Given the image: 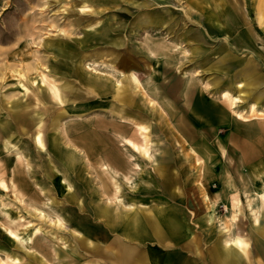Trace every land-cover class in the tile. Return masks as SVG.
Masks as SVG:
<instances>
[{"label": "rangeland", "instance_id": "obj_1", "mask_svg": "<svg viewBox=\"0 0 264 264\" xmlns=\"http://www.w3.org/2000/svg\"><path fill=\"white\" fill-rule=\"evenodd\" d=\"M198 5L190 0H0V127L8 129L6 131L10 134L14 132L16 136H20L25 145L31 146V153L37 156L39 152L34 133L38 124L44 129L41 131L44 142H48L45 139L51 134L53 123L58 125V121L63 128L69 126L71 120L103 118L112 121L115 117L118 118V112L124 113L122 107L131 109V113L124 114L139 125L133 123L134 128H128L124 132L138 142L139 149L134 151H142L140 147H146L148 151L150 145L153 154L151 157L155 162L162 151L153 142H157L156 145L163 149L164 146H169L168 151L173 152L170 155L175 156L176 166L180 168L178 172L183 178L182 181L180 179V184L183 183L184 188L173 199H169L170 205L174 204L176 209L168 211L176 217L180 226L183 224L187 227L186 234L176 233L178 238H175L166 233L167 237L171 240L174 238L179 243L166 244L161 251L166 255L167 251L168 254L173 253L174 249L176 252L188 253L189 245L184 247L183 240L186 236H194L200 238L205 255L208 254V247L216 242L223 245L225 240L240 238L245 243V249L252 251L254 264H264V179H257L255 188L261 193V211L259 205L253 203L257 199V192L253 191V195L246 194L245 197V172L232 169L230 165H227V174L234 189L213 199L212 220H209L206 209L204 212L205 206L199 200L193 201L192 194L196 189L191 186L194 182L190 177L198 174V170L190 163L191 155L196 154V148L192 146H201L210 158V165H206L209 173L211 167L213 170L216 168L212 155L220 144L222 134L214 126L199 128L194 125L179 103L182 100V88L188 78L189 83L192 82L191 89L202 85L198 78V67L202 66V61L199 60L198 48L194 46L197 36L193 34L195 29L204 25L203 14ZM148 13L160 19L147 21ZM184 30L192 32L189 37L190 50L185 53L180 48L181 42L186 39L184 35L189 34L184 33ZM59 47L74 55L61 53ZM127 57L134 60V64L128 68L121 67V59ZM88 81L95 84L98 92L95 96L88 95ZM97 86L103 89L99 91ZM118 90L122 93V98H128L126 102L115 97ZM53 91L59 94L58 98ZM89 101H94L95 105L89 107ZM170 102L175 109L171 108ZM23 109L28 112L25 117L22 116ZM38 111L41 115H38ZM17 117L20 118L19 121L16 120ZM26 118L31 123L36 119L38 123L31 127L29 125L28 128ZM186 123L191 130H181ZM79 130L74 134H79ZM60 137L66 138L62 130ZM109 137L108 134L107 138ZM8 138L2 136L1 145ZM10 140L19 146L18 139ZM127 155L131 167L123 173L130 174L139 184L143 171L141 162L137 156L142 169H134L129 153ZM27 157L29 160L32 156L27 154ZM145 157L148 156L141 159L149 169L150 163ZM15 161L16 180L21 174L17 163L21 162L31 182L35 184L34 175H30L28 170L33 169L34 162L26 166L23 164L26 162L24 159ZM10 166L5 156L0 161V180H7ZM109 173L120 180L119 176ZM47 178V181L42 182L47 186L45 196L39 195L35 188L21 193L11 188L5 190L0 186V264H119L112 257L109 259L99 246L88 244L87 239L81 237L86 233L79 231L80 235V228L74 226L69 219L71 215L76 217V212L68 208L71 206L67 205V196L48 186L50 177ZM207 178L213 194L216 192L218 177L210 173ZM120 181L124 186V189L120 188L121 192L128 195L126 191H134L127 188L125 181ZM174 182L179 180L175 179ZM15 183L18 187H13V182L12 187L19 189V183ZM143 184V192L136 193L150 195L154 201L165 191L161 186L152 187L151 181L144 180ZM203 187L207 190L206 186ZM114 195L115 192L107 197V201L129 209L117 204ZM184 196L185 202H190L189 204L183 205L181 202ZM247 196L254 199L248 203ZM26 199H30L26 202V207L33 213L25 207ZM126 201H132L130 196H126ZM84 202L86 210L92 208L89 198H84ZM49 206L50 211L46 209ZM60 207H66L67 210L55 211ZM39 209L43 215L39 214ZM86 214L92 213L87 211ZM255 216L258 218L257 223ZM10 232L18 237L11 236ZM196 244H193L196 246L192 248L194 251L199 248V244ZM132 245L136 247L135 251L151 247L148 242H134ZM179 247H184L183 252L180 251L181 248L178 250ZM117 249L123 251V245H117ZM164 258L166 257L163 256ZM207 261L206 256V261L204 258L199 264Z\"/></svg>", "mask_w": 264, "mask_h": 264}, {"label": "crops", "instance_id": "obj_2", "mask_svg": "<svg viewBox=\"0 0 264 264\" xmlns=\"http://www.w3.org/2000/svg\"><path fill=\"white\" fill-rule=\"evenodd\" d=\"M190 2H197L199 4L198 7L204 19L203 27L193 31V34L197 36V39L194 40V46L198 48L199 60L202 61L201 64L203 66L198 67V73L200 72L198 78L201 80L202 85L200 87L196 85L191 89V83L187 79L188 82L182 88L180 95L182 100L179 103L182 110L187 111L186 113H188L194 125L199 128L214 126L222 132L220 144L216 146L212 155L214 157L212 162L215 163L216 168L213 170V167H211L212 170L210 168L209 173L206 170V165H210V158L206 156V152L201 146H192L196 148V154L191 155L190 163L198 170V174L191 175L190 177V180L194 182L191 186H194L196 189L192 194L193 201L199 200V203L205 206V212V209H207V199L213 200L220 195L232 192L234 185L229 180L227 174V165H230L232 169L237 168L236 170L245 172L247 179L245 197L246 194L253 195V191L257 192V199L253 203L258 204L261 211V193L255 188L257 187L256 180L264 179V0H190ZM184 31H186L184 33L189 34V36L184 35L186 39H183L181 42L180 48L185 53L190 50L188 49L191 45L189 37L192 35V32L189 30ZM122 66L128 68L130 65L127 67L122 64ZM94 86V83L92 84V82L88 81V95L95 96L96 93L98 94ZM97 90L99 89L97 88ZM223 93L227 95L225 96ZM227 96L233 100L231 104ZM121 100L122 102H126L128 98L124 97ZM132 100L137 104L134 98H131ZM87 103L89 107L95 105L94 101ZM171 108L175 109L173 105H171ZM121 109H124L125 114L132 112L127 107H122ZM22 112L24 114L28 113L24 109ZM124 113L118 112L119 115L117 114L118 118L120 116L125 117L127 122L122 123H118V118L115 117L112 121H106L103 118H92L87 121L71 120L69 126L67 125L64 128L63 126H59L60 123L56 125L59 126L56 129L59 137L61 130L66 135L65 139L60 137V147L66 152L65 154H58L51 150L44 151L37 145L39 153L37 156L33 155L30 149L31 146L25 145L24 140L19 138L20 136H16L14 132L10 134L6 131L8 129L5 130L3 127H0V140L2 136L18 139L19 146L24 149V152L28 156L31 155L33 157L35 163H33L32 170L36 183L31 182L21 162L17 163L20 165L21 174L18 176V181L15 179L13 171L16 168V161L15 159L13 160L10 152L2 148L1 142L0 161L6 156L11 166L8 168V172L9 170L10 172L7 180L0 181H4L8 185V189L11 188L13 191L22 193L24 191L28 192L31 189L34 190L35 188L38 189L39 195L45 196L47 195V186L42 182L43 180H48L47 176L50 177L48 186L55 189L57 193L64 192L67 196V205L71 206L68 208L76 212V217L72 215L68 217L74 226L80 228L78 230L79 234V231L86 232L84 235L80 234L81 237L86 238L88 244L99 246L110 257L109 259L112 257L115 260V263L119 261L120 264V261H122V264H172V262L176 264H199V261L204 260V258L206 261L207 256L208 261L205 264H212L209 255H204L200 238L194 236L188 238L186 236L183 242L184 247L187 244L189 245L188 253L182 251L184 247H179L178 250L181 248L180 251L183 253L176 252L174 249L172 250L173 253L168 254L169 251H167L166 255L165 252L161 251L164 245H172L177 241L174 238L171 240L166 234L164 238H158L157 235H153L151 232V230L154 231L155 226L151 225L153 220L149 217V211L152 212L154 209L155 212L156 207H165L167 212H170L168 211L169 209L175 210L174 204L172 205L171 203L170 205L169 199H173L178 195L177 192L184 188L183 183L180 184V179L181 181L183 180L178 172L180 168L176 166L175 156L170 155L173 152L168 151L169 146H164L165 149H163L155 145L161 148L159 150L162 151V154L156 158L155 162L151 156L145 157L148 158V162L150 163L149 169L144 166V161L141 159L144 158L145 155L141 156L144 153L142 151L136 152L134 151L135 147L129 146L137 154L143 167L142 178L139 179V189L136 191H126L128 196L136 200L135 208L125 209L113 204V202L107 201V197H111L119 188L124 189V186L118 178L113 177L112 174L105 170V163L116 164L118 166L116 168L121 172H127L131 167L127 151L123 149L122 142L119 141L115 136V132L111 129H117V131L124 134L135 144L138 143L123 131L128 128H134V121L126 117ZM38 115H41L40 111H38ZM22 125L25 124L22 123ZM135 125L138 126L139 124ZM6 126L8 128V125ZM27 126L29 127V124ZM40 126L41 124H38L36 130ZM92 129L98 131L95 133L97 141H94L96 140L94 138L85 140V146L83 147H85L84 151L88 152L87 156L75 141L84 137ZM185 129L191 130L190 127H187V123L184 129L181 130ZM76 130H79V134H74ZM108 134L110 136L109 139L107 138ZM153 143L157 144V142ZM148 148V151L151 152L152 147L148 145ZM72 152L74 154L70 161L69 155ZM108 155L113 158L107 157ZM44 157H46L45 160L43 159ZM193 157L194 159L199 158L198 162H195ZM36 162H38L37 165ZM151 170L154 174L151 173ZM210 173H214L218 177L216 181L218 185L215 184L216 192H213V194L211 192L213 189L209 184L210 180L207 178V175ZM240 173L243 174V172ZM63 176H66L67 181L71 183V189L62 180ZM52 179L54 184L52 183ZM175 179H178L179 182H174ZM144 180L151 181L154 188L155 186H161L165 190L161 192V196H157L158 199L156 201L149 197L150 195L136 193L137 191L143 192L141 190L144 188ZM12 182H18L19 189H14ZM201 184L206 186L207 190ZM41 188L43 191H41ZM83 195L84 198L90 199L92 208L90 207L91 209L89 210H86L84 198H82ZM186 196L183 197L184 200H181L183 205L190 203L185 202ZM29 200H24L25 207L26 202ZM176 204L182 205L181 203ZM46 209L49 210L50 206L46 207ZM57 210L65 212L67 208L63 209V207H60L55 211ZM87 211L92 214H86ZM55 215L59 216L57 212H55ZM135 222L137 225L134 224ZM262 224L264 227V221H262ZM89 231L90 234L87 233ZM99 234L100 236L102 235L100 238ZM134 242H148L151 244V247L148 248L147 246L146 249L140 248L139 251H135L136 247L132 245ZM119 244L123 245V251H118L117 245ZM180 244L183 245L182 243ZM193 244L199 247L197 251L192 250V248H196ZM235 250L243 255L242 261L245 264H254L252 251L249 249H244L240 252L238 249ZM163 256L166 258L163 259ZM124 258H129L132 261L124 263Z\"/></svg>", "mask_w": 264, "mask_h": 264}, {"label": "bare ground", "instance_id": "obj_3", "mask_svg": "<svg viewBox=\"0 0 264 264\" xmlns=\"http://www.w3.org/2000/svg\"><path fill=\"white\" fill-rule=\"evenodd\" d=\"M85 3V2H84ZM158 19H160V18H158L156 15H154V14H147V17H146V20L147 21H155V20H158ZM224 49V48H223ZM58 50L61 52V53H63V54H68V55H70V56H73L74 54H72V52L71 51H66V50H64L63 48H58ZM223 51V50H222ZM221 51V52H222ZM215 56V55H214ZM211 59H212V57H211ZM121 61H122V64H124L125 66H131L132 64H134V60H132V59H130V58H128L127 57V59L126 58H123V59H121ZM119 62L120 61H118V64H119ZM122 64H121V67H122ZM206 64V63H205ZM129 66V67H130ZM169 69H171V68H169ZM134 71V70H133ZM136 75V74H135ZM130 78V77H129ZM242 78V77H241ZM189 79V78H188ZM139 80V79H138ZM240 81H242V80H240ZM188 82V81H187ZM192 83V82H191ZM174 85V84H173ZM118 87H119V85H118ZM97 88L100 90V89H103V87H101V86H97ZM215 88V87H214ZM190 89V88H189ZM90 90V89H89ZM92 90V89H91ZM217 90H218V88H217ZM216 90V91H217ZM227 90V89H226ZM88 91V90H87ZM119 91V90H118ZM171 91V90H170ZM189 91V90H188ZM215 91V92H216ZM237 91V90H236ZM85 92V91H84ZM95 92V91H94ZM231 92V91H230ZM92 93V92H91ZM171 93V92H170ZM195 93V92H194ZM53 94L58 98V96H59V94H56V93H54V91H53ZM85 94V93H84ZM120 94V95H119ZM184 94V93H183ZM215 94V93H214ZM223 95H227V94H225V93H223ZM115 97H119L120 98V100H121V98H122V93L119 91L117 94H116V96ZM218 97V96H217ZM60 98V97H59ZM258 98V97H257ZM189 99V98H188ZM187 99V100H188ZM227 99L229 100V103L231 104L232 102H233V100H231V97L229 98V96H227ZM192 101V100H191ZM120 103V102H119ZM255 103V102H254ZM251 104V103H250ZM186 108V107H185ZM249 108V107H248ZM172 110V109H171ZM188 110V109H187ZM262 110V109H261ZM26 113V112H25ZM111 114V113H110ZM26 115H28V114H22V116L23 117H25ZM108 115V114H107ZM115 115V114H114ZM119 115V114H118ZM168 115V114H167ZM75 116V115H74ZM116 116V115H115ZM28 117V116H27ZM39 117V116H38ZM114 117V116H113ZM27 120H28V118H26ZM62 119V118H61ZM16 120L17 121H19L20 120V118L19 117H17L16 118ZM134 120V119H133ZM161 120V119H160ZM61 121V120H60ZM22 122V121H21ZM28 122H29V125H30V127L31 126H33V125H35L36 124V119H33L32 120V123H31V120L29 119L28 120ZM99 122V121H98ZM102 122V121H101ZM117 122L118 123H122V122H127L126 121V119H125V117H123V116H120V118H118V120H117ZM23 123V122H22ZM97 123V122H96ZM134 123V122H133ZM55 123H53V129H52V131L50 132L51 134L48 136V139H45V140H48V142H47V144H45V142H44V140H43V134H42V130H43V126L41 125L40 127H39V129L38 130H36V132L34 133V139H35V142L37 143V145L39 146V148L40 149H43L44 151H47V150H51V151H53V152H55V153H58V154H65L66 152L60 147V137H59V135H58V131L56 130L57 129V127L58 126H56L57 125V123L54 125ZM58 124H59V121H58ZM137 124V123H136ZM120 125H122V124H120ZM119 125V126H120ZM135 125V124H134ZM96 126H98L97 124H96ZM236 126V125H235ZM118 127V126H117ZM29 128V127H28ZM113 132H115V136L119 139V141H121L120 143L124 146V148L123 149H125V150H127V152L129 153V158H130V160H132V164H133V166H134V169H137V170H141L142 168H141V165H140V163L139 162H137V159H138V157H137V154L136 153H134L132 150H131V148H129L128 147V145L129 146H131L132 148H139V146L137 145V144H135L133 141H131L129 138H127L124 134H122V133H120L119 131H117V129H114V128H112L111 129ZM122 131V130H121ZM124 131V130H123ZM91 132V133H90ZM88 134H86L84 137H82V138H79L77 141H75L76 143H77V145L81 148V149H83V151L85 150V147H83V146H85V140L87 141L88 140V138H94V139H96V137H95V133H97L98 131L96 130V129H92L91 131H90ZM105 132V131H104ZM187 134V133H186ZM233 135V134H232ZM111 139V138H110ZM65 141V140H64ZM94 141H97V139L96 140H94ZM171 141V140H170ZM177 141V140H176ZM175 142V141H174ZM89 143V142H88ZM92 143V142H91ZM75 145V144H74ZM156 145V144H155ZM2 148L4 149V150H6V151H8V152H12L13 153V158L15 159V160H18V159H24L26 162L25 163H23V164H25L26 166H29V165H31V163L32 162H34L35 163V161H34V159H33V157H31L29 160H28V157H27V154L24 152V149L23 148H21L20 146H16V143H13L11 140H10V138H8V139H5L4 141H3V143H2ZM76 146V145H75ZM77 146V147H78ZM112 146V145H111ZM110 148H112V147H110ZM141 148V150L143 151V153H144V155H146V156H152L153 157V154H152V151L151 152H148L145 148H143V147H140ZM143 148V149H142ZM159 148V147H158ZM112 151V150H111ZM114 151H116V150H114ZM43 152V151H42ZM109 152V151H108ZM84 153L88 156V152H86V151H84ZM113 153V152H112ZM111 153V154H112ZM74 153L72 152L71 153V155H69V160L71 161V157H72V155H73ZM110 154V155H111ZM103 155V154H102ZM110 155H108L107 157H111ZM30 156V155H29ZM82 156V155H81ZM103 157V156H102ZM136 157H137V159H136ZM113 157H111V159H112ZM53 159H55V158H53ZM108 159V158H107ZM198 159L199 158H196V159H194L195 160V162L197 161L198 162ZM106 160V159H105ZM20 161V160H19ZM51 161H52V159H51ZM107 161V160H106ZM111 162H112V160H111ZM118 162V161H117ZM38 163V162H37ZM113 164V163H112ZM112 164H110V162L108 163V162H106L105 163V169H108V171L109 172H111V173H113L114 175H117V176H119L120 177V180L122 179V181L124 182L125 181V185L127 186V188H131L132 190H138L139 189V184L136 182V180H135V178H132V176H130V174H125V173H123V172H121L118 168H116V164L115 165H112ZM198 164V163H197ZM197 164H195L196 166H197ZM38 165H40V164H38ZM55 165V164H54ZM200 165H201V163H200ZM60 167H61V165H60ZM118 167V166H117ZM27 168V167H26ZM17 169V168H16ZM19 169V168H18ZM29 170V173H30V175H34V172H33V170L32 169H28ZM63 170V169H62ZM13 174L15 175V179L17 178L16 177V170H14L13 171ZM70 174V173H69ZM62 180H64L65 182H66V184H67V187L70 189L71 188V183L69 182V181H67V179H66V176H63L62 177ZM18 183V182H17ZM202 185V184H201ZM0 186L1 187H3L4 189H6V190H8V185L4 182V181H0ZM203 186V185H202ZM13 187H18L17 186V184L16 183H14L13 182ZM41 191H43L42 190V188H41ZM126 196H128V195H126L125 193H123V192H121V190H120V188L119 189H117L116 191H115V195H114V201L117 203V204H119V205H121V206H124V207H126V208H131V209H133V208H135V205H136V200L135 199H133V198H131L130 197V199L132 200V201H126ZM207 196V195H206ZM208 197V196H207ZM248 197V196H247ZM207 199V198H206ZM254 199V197L253 198H250V197H248V203H250V201L251 200H253ZM214 202H213V200H209V199H207L206 200V206H207V209H206V214H208V218H209V220H212V212H211V208H213V206H214V204H213ZM46 210V209H45ZM39 214H42V210L41 209H39ZM149 217H151V219L153 220L152 222H151V225H153V226H155L154 227V231H152L151 230V232H152V234L153 235H157L158 236V238H163V236H165V234L166 233H170L171 235H173L175 238H178L177 236H176V233L177 234H179V233H183V234H186L185 233V231H186V229H187V227L186 226H184L183 224L180 226V222H177V219L174 217V215L171 213V212H167V209H165V208H162V209H160L159 207H156V209H155V212H154V209H153V211L151 212V211H149ZM43 215V214H42ZM259 217V216H258ZM127 220H129L128 218H127ZM255 222L257 223L258 222V218H257V216H255ZM78 223V222H77ZM135 225H137V223L135 222L134 223ZM103 225V224H102ZM167 228V229H166ZM108 229V228H107ZM209 229V227L206 229V230H208ZM256 229H259V228H256ZM170 232H169V231ZM104 231V230H103ZM108 231V230H107ZM183 231V232H182ZM256 232H257V230H256ZM12 235L11 236H13V237H18L15 233H13V232H10ZM86 233V232H85ZM87 233H89L90 234V231L89 232H87ZM105 233V232H104ZM259 233V232H258ZM107 234H108V232H107ZM169 234V235H170ZM88 235V234H87ZM99 236V238L102 236H100V234L98 235ZM97 236V237H98ZM103 236H104V234H103ZM108 236V235H107ZM172 236V237H173ZM171 237V236H170ZM103 238V237H102ZM30 239V238H29ZM209 239V238H208ZM244 245H245V243H244V241L243 240H241L240 238H234L232 241L231 240H225L224 242H223V245H222V243L221 242H216L215 244H213L212 246H210V248L208 247V250H207V252H208V255H209V258H210V260H211V263L212 264H242L243 263V261H242V255H241V253H238L235 249L237 248L238 250H239V252L242 250H244L245 249V247H244ZM234 247H236V248H234ZM130 261H132L131 259H129V258H124L123 259V262L124 263H127V262H130ZM1 264H4V263H1ZM5 264H7L6 262H5ZM244 264V263H243Z\"/></svg>", "mask_w": 264, "mask_h": 264}]
</instances>
